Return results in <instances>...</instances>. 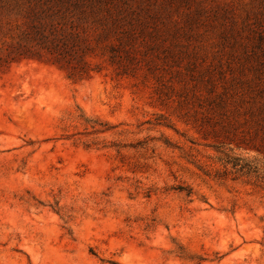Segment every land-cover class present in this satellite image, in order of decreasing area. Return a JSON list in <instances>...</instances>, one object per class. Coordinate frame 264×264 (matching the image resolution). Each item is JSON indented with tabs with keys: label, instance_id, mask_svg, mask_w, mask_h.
Instances as JSON below:
<instances>
[{
	"label": "rangeland",
	"instance_id": "rangeland-1",
	"mask_svg": "<svg viewBox=\"0 0 264 264\" xmlns=\"http://www.w3.org/2000/svg\"><path fill=\"white\" fill-rule=\"evenodd\" d=\"M185 13L177 64L153 50L134 77L0 73V264H264V187L213 178L232 147L193 124L210 90L245 139L264 132V0Z\"/></svg>",
	"mask_w": 264,
	"mask_h": 264
},
{
	"label": "trees",
	"instance_id": "trees-1",
	"mask_svg": "<svg viewBox=\"0 0 264 264\" xmlns=\"http://www.w3.org/2000/svg\"><path fill=\"white\" fill-rule=\"evenodd\" d=\"M193 2L0 0V73L11 65L36 61L57 67L75 82L89 80L103 70L104 64L117 77H134L143 61L158 59L153 50L161 52L167 65L177 64L183 54L177 49L181 33L196 22L190 14H184ZM179 11L183 14L180 22L172 20V14ZM203 12L197 9L198 19ZM219 16L214 11L209 17ZM212 94L209 90V98L203 102L205 108L197 105L201 118L193 124L205 134L222 138L218 147L264 155V138L256 142L259 135H264L263 127L245 139L232 124L235 115L225 108L224 94ZM232 148L218 158L222 172H216L213 178L243 179L264 187V162L236 155Z\"/></svg>",
	"mask_w": 264,
	"mask_h": 264
}]
</instances>
